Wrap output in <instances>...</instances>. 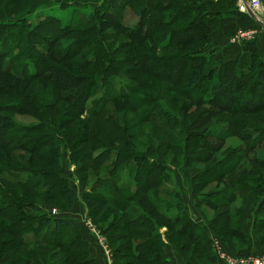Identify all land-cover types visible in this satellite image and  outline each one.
Here are the masks:
<instances>
[{"label":"trees","instance_id":"trees-1","mask_svg":"<svg viewBox=\"0 0 264 264\" xmlns=\"http://www.w3.org/2000/svg\"><path fill=\"white\" fill-rule=\"evenodd\" d=\"M69 1L80 4H92L96 14L94 12L90 13L84 21L86 29L82 27L85 29L82 38L91 43L90 53L93 52V61L84 60V63L79 67L86 68L89 65L92 66L88 72L76 73V75L68 73L67 77L70 82L72 81L73 87L77 88V90L72 91L68 95L65 94L67 98L71 97L73 100L72 105L74 109L66 113L68 117L62 119L61 122L63 125H70L73 122L76 124V128L75 131H71V133L65 132L62 136L67 139L68 144L72 145V149L74 147L77 149V151H73L72 160L82 162L83 166L86 164V161L96 162L101 164L107 174V177L97 178L92 182L93 186H101L100 189L102 190L83 189L81 199L86 203V198L89 197L95 202L93 207L88 204L86 208L89 210L90 217L99 225V228L103 222L106 223V227L100 229L103 230H101L102 233H107V240L113 248L112 252L113 256H115L114 264H170L168 259L163 256L162 250L167 242L171 244L173 242L164 236L166 232L161 231L162 226H166L170 230L176 229V233L184 234L185 236H194L193 239L197 244L194 248L199 249L208 260H216L211 245V235L209 236L205 227L195 222L189 213H187L182 206L180 196L178 197L179 200L175 202V194H178L175 188L173 192H170L173 195V201L162 199L159 196H146V192L150 191V189H153L155 193H164L165 184L170 183L174 179L172 170H176L177 167L160 156L149 154L148 152L152 151L153 146H148L147 153L135 148L131 143L132 141L129 140L128 134L124 136L121 133L120 124L118 125L113 122L110 115H104L107 113L104 107L106 99L102 97L91 98L93 89L97 87L101 79H104L106 73L110 72L109 74L118 75L117 71L111 69L110 65L114 61H120V59L113 56L107 58L105 54V49L107 48L106 41L99 31L102 29L100 27L103 26L102 24H110V22L108 20L98 22L95 17L111 18V22L125 24L123 17L125 11L130 9L137 18H141V21H143L137 27V31H142H139L137 36L140 39H146L153 35L158 37L165 35L167 36L165 39L155 44V47H164L178 41H182L180 43H191L192 41L199 40V36L195 33H183L191 25L196 26L198 32L201 34V38L205 39V37H208L209 32L217 26L220 17L240 13L235 6L237 0H225L222 3L214 2V0L189 3L187 0H183V2L178 3L168 1L157 2L155 4L151 0H101L100 4L99 0ZM97 2L98 4L94 6ZM192 12L193 14H191ZM181 13L182 18L190 17L184 30L175 31V28H172L170 30L159 31L158 27L162 24L173 23L176 19H180L179 15ZM3 25L4 27L16 29L25 27L28 30V42L26 46L30 50L33 66L32 72L29 73V79L40 76V72L43 70V63L48 58L47 55L42 53L48 49H46L45 44L38 41L48 39L53 41L55 34V39L60 40V37L66 35L70 30L80 29L79 26L78 28L77 26H73L69 20L66 23H62V19L55 15H49L46 20L44 19L41 23L34 25L27 23L25 17H19L12 21L6 20L3 22ZM42 32L44 33L39 35ZM51 32L55 34L52 35ZM84 44H86L85 41ZM199 49V52L194 54L180 53L178 51L168 54L158 51L133 53L127 50L124 52V56L128 57L127 59L133 67L136 66L141 71L148 68L161 70L164 67L175 69V84L179 81L177 69H179V62L182 59L183 65L187 66L189 71L191 70L188 84L182 91L186 93L188 90L190 93H193L194 96L190 97L189 105L204 107L197 113V117L207 112L208 116H217L216 122L229 123V119L227 118L229 113L256 112L258 109L264 108V62L255 49L251 52V61L247 70L238 68L233 61L216 60L212 62L214 49ZM87 53H89V50ZM135 59H138V61H135ZM153 59L155 61L154 66L152 65ZM121 60L126 61V58L124 59L123 57ZM119 65L123 66L122 62ZM120 74L123 73L121 72ZM204 79L210 80L211 84H205L203 82ZM100 82L101 87L108 85L106 80ZM199 88L203 93L200 92L196 96L195 92ZM55 89L58 91L59 86L56 85ZM125 90V88L119 90L117 99L127 100L128 96ZM260 97L262 98L260 99ZM67 98L63 97L62 100H68ZM89 99H91L90 106L87 105ZM14 101L10 103L4 101V109L7 107L6 109L9 108L8 110L14 112L26 110V105L22 100L16 97ZM130 102L132 106L136 103L133 109L141 120L153 118V115L157 111V115H161L169 125H176V120L171 110L164 107L158 101L142 96L137 98V101L135 98H132ZM148 103L149 105L147 106ZM35 108L37 109L36 117L38 119L36 124L22 128H16L8 124L10 128L5 132L7 134H14L8 136L3 142L5 146H10V140H15L17 141L15 144L16 149H26L24 147L26 142H37L41 146L46 145V141L50 140L51 145H53L51 149L57 148L60 143V140L55 138L56 135L58 136L56 132L57 128H55L58 118L46 112L41 113L38 106ZM137 108H139L138 111H136ZM82 114L87 115L83 122L79 119ZM118 118L120 120L122 114H119ZM103 119L112 123L114 130L108 131V138L116 143H120L115 147H111L102 141L101 136H95L97 135L96 130L99 128V123ZM234 122H236V125L238 124V129L249 126L243 120L240 121L238 119ZM104 125L102 124L103 127ZM231 125L230 128H233ZM255 130L257 132H254L258 133L261 139L264 138V127ZM21 131L26 133L34 131L33 133L35 134L32 137H24L25 134L16 136ZM38 131L43 132L42 134H36ZM234 131L235 128H233ZM193 134L196 136V133L193 132ZM169 135L172 136V131L169 132ZM248 135L250 136V133ZM73 136L75 137V141L71 140ZM89 136H91L92 145L87 148L89 150H86L84 149L86 147H82L81 145L89 142ZM58 137L61 136L59 135ZM197 142L203 146L205 145L204 141L199 137ZM160 146L161 144L156 145L155 149L158 151ZM29 149L31 151H28L33 153L36 150L34 147ZM52 154H56L55 151L49 155ZM198 156L201 160L206 159L201 153ZM1 171L6 174L7 180L10 183L0 179V217H4L0 220V264H16L20 261V257L21 261H23L22 264H28L29 262L39 264L38 256H32L34 252L27 249L31 246L37 252L43 254L46 253L44 249L49 248L69 255L70 257H62L61 260L63 262L96 264L93 259L88 258V243L82 237L78 227L70 225L62 217H55L39 212L37 210L39 206L36 203L29 204L25 200L24 195L19 194L18 189H15L16 186L12 184L15 182L30 189L50 186V189L45 190V196L48 198L61 197L64 193L67 204L71 208L75 195L73 189L68 185V180L65 176L58 172L56 173L53 169L48 170L43 167L37 169H29L28 167L18 169L10 161L3 162V170ZM129 171L132 172V184L128 187H135L139 191V194L134 192L132 195L124 197L118 194V192L128 187H123L119 183L118 174H124ZM228 172V169L219 166V164H208L205 171H200L195 175L197 178H193L191 191L194 192L193 188L196 184L204 186L203 184L213 182L214 180H211L215 177L216 180L220 179ZM21 176L24 177L22 180L20 179ZM106 180H109V186ZM53 185H58V187L62 188V191L53 189ZM241 187V182L233 183L231 186L217 192H211L201 198L205 203L211 204L209 205L211 209L218 211V215L214 216L212 221H225L226 223L229 221L228 205L234 200L235 194L241 191ZM247 195L243 196L247 197ZM137 196L139 204H137V201L136 203L132 202ZM209 201L216 203H210ZM110 215L112 218L109 220ZM212 221L210 220L211 225ZM242 234L247 236L244 231ZM114 241H118L119 245L115 246ZM184 247L185 244H183ZM175 249L181 253L178 246H175ZM195 249L193 252L191 248L187 251V253H195L194 255L187 256V253H185V263L207 264L206 261L201 260L200 255ZM181 255L184 256L183 252ZM119 258L124 259L120 260Z\"/></svg>","mask_w":264,"mask_h":264},{"label":"rangeland","instance_id":"rangeland-1","mask_svg":"<svg viewBox=\"0 0 264 264\" xmlns=\"http://www.w3.org/2000/svg\"><path fill=\"white\" fill-rule=\"evenodd\" d=\"M168 1L175 3L183 2V0H151L154 4ZM98 2L100 4L101 0ZM94 10L92 4H80L69 0H0V179L8 182L6 174L1 171L3 170V162L8 161L14 167H18V169L27 167L29 169H37L43 167L48 170L53 169L56 173L58 172L65 176L68 180V185L73 189L75 195L74 202L72 203L74 206L72 212L83 216L86 214L87 220H91L99 236L97 237L102 241L108 252L109 260L113 264L115 262V256H113L112 252L113 248L107 240V233H102V229H100L105 228L106 223L103 222L99 228V225L90 217L89 210L86 208L88 204L93 207L95 202L89 197L86 198V203L81 199L83 189L102 190L100 189L101 186H93L92 182L97 178L107 177V174L101 164L86 161V164L83 166L82 162L72 160L73 151H77V149L75 147L72 149V145L68 144L67 139L62 136L65 132L71 133V131H75L76 128V124L73 122L70 125H63L61 122L62 119L68 117L66 113L74 109L72 105L73 100L71 97L67 98V95L77 90V88L73 87L72 81L70 82L67 77L69 74L76 75V73L88 72L92 66L89 65L86 68L79 67L84 63V60L93 61V52L90 53L91 43L82 37L86 29L84 21ZM94 13L96 14V12ZM49 15L60 17L62 23H66L69 20L73 26H77V28L79 26L80 29L70 30L66 35L60 37V40L55 39L56 34L54 31L51 32L52 35L55 34L53 41L49 39L38 41L45 44L46 49H48L42 52L48 58L43 63V70L40 72V76L29 79V73L32 72L33 66L30 50L26 46L28 42V30L25 27L17 29L4 27L3 22L25 17L27 23L34 25L41 23L44 19L46 20ZM179 16L181 17L182 13ZM95 18H97L98 22L101 20H108L110 22V24H102L103 26H100L102 29L99 31L106 41L107 48L105 49V54L107 58L113 56L120 59V61H114L110 65L111 69L116 70L118 75L109 74L110 72L106 73L104 79L100 81L106 80L108 85L101 87L102 85L99 81L97 87L91 93V98L102 97L106 99L104 107L107 113L104 115H110L113 122L121 125H119L121 133L124 136L128 134L129 140L132 141L131 143L135 148L147 153L148 146H153L154 148L151 149V152H148L149 154L160 156L177 167L176 170H172L174 179L170 183L165 184L164 193H155L153 189H150V191L146 192V196H159L162 199L173 201V195L170 192H173L175 188L178 191V194H175V202L179 200L178 197L180 196L182 206L187 213H189L195 222L203 225L208 235H211V238L212 236L216 238L225 249L233 254H247L248 252L245 251V248L251 246L252 240L253 248L257 249L258 253H264V138L261 139L258 133H255L257 132L255 129L264 127V108H260L256 112L229 113L227 118L230 124L216 122L217 116H208L207 112L197 117V113L204 107L189 105L190 97L194 95L188 90L186 93L182 91L188 84L191 72L187 66L183 65L182 59L179 62V69H177L179 81L175 84V69L164 67L161 70L148 68L141 71L140 68L133 67L129 63L128 57L124 56V52L127 50L133 53L158 51L165 54L177 51L194 54L199 52V48V50H206L210 45L209 37H205V39L201 38V34L194 25L184 30L190 17H181L173 23L162 24L158 29L159 31L170 30L172 28H175V31L183 29L185 31H183L184 34L195 33L199 36V40L192 41L193 43H180L182 41H178L164 47H155V44L165 39L167 37L165 35L163 37H160L162 35L159 37L153 35L146 39H140L137 36L139 31L142 32L141 30L137 31V27L143 21H141V18H137L130 9L125 11L123 17L125 24L111 22V18L105 19L101 16ZM242 29L247 28H238L232 31L228 39L231 40L234 34ZM84 41L86 44H84ZM88 50L89 53H87ZM123 57L124 59L126 58V61L121 60ZM135 61H138V59H135ZM120 62H122L123 66L119 65ZM154 63L153 59V66ZM121 72L123 74H120ZM203 82L211 84L210 80L204 79ZM56 85L59 86L58 91L55 89ZM121 88L126 89L127 100L117 99V93ZM208 90L209 88L207 92ZM200 92L202 91L199 88L195 92L196 96ZM142 96L150 97L151 100H156L164 107L170 109L176 120V125H169L161 115H157V111L153 115V118L141 120L133 109L136 103L132 106L130 99L135 98L137 101V98ZM16 97L23 101L26 105V110L14 112L8 110L9 108L6 109L7 107L4 109V101H8V103L15 102ZM63 97H66L68 100H62ZM90 103L91 99L87 101V105L90 106ZM36 106L40 107L41 113L46 112L58 118L55 128H57L56 132L58 136L60 135L61 137L55 136V138L60 140L57 148L51 149L53 145H51L50 140L46 141V145L41 146L37 142H26L24 144L26 149H16L15 144L17 141L15 140H10V146H5L3 142L8 136L14 134H7L5 132L10 128L8 124L16 128H22L38 122ZM138 110L139 108L136 109V111ZM119 114H122L120 120L118 118ZM86 117V114H82L79 119L83 122ZM238 119L245 121L249 126L238 129V124L236 125V122H234ZM102 124H105L104 127ZM230 125L235 128L234 132L233 128H230ZM91 129L93 130V128ZM111 130H114L111 121L103 119L99 123V128L96 130L97 135L95 136H101L102 141L111 147H115L120 143H116L108 138V131ZM170 131H172V136L169 135ZM33 132L26 133L21 131L16 136L25 134L24 137H32L35 134ZM42 132L38 131L36 134H42ZM193 132L196 133V136ZM249 133L250 136L248 135ZM198 137L204 141V146L197 142ZM71 140L75 141V137L73 136ZM85 144L79 145L89 150L87 148L92 145L91 136H89V142ZM158 144H161V146L157 151L155 146ZM32 147L36 148L34 153L30 152L29 148ZM54 151L56 154L49 155ZM200 153L206 158L205 160L200 159L198 156ZM208 164H219V166L228 169L229 172L220 179L216 180L215 177L211 180H214L213 182L209 181L211 183L203 184L204 186L196 184L193 188L194 192H192L191 185L193 184V178H197L195 175L200 171H205ZM131 176V171L118 174L119 183L123 187L130 186L132 184ZM23 178L21 176L20 179L22 180ZM239 182L242 183L241 191L235 194L234 200L228 205L229 221L227 223L225 221H212L214 216L218 215V211L211 209L209 206L211 204L208 202L206 204L201 198L211 192L220 191L223 188L231 186L233 183ZM106 183H108V186L110 185L109 180H106ZM12 184L16 186L15 189H18L19 194L24 195L25 200L29 204L36 203L39 206L37 210L41 213L51 214L49 211L52 213L56 211L57 213L54 214L58 215V212L62 210L67 212L70 209L64 193L61 197L48 198L45 196L44 192L50 189V186L30 189L15 182ZM258 186L259 188L257 189ZM52 188L62 191V188L58 187V185H53ZM134 192L139 194V191L135 187H128L119 190L118 194L126 197L132 195ZM242 194L248 195L244 197ZM135 199L132 202L136 203L137 201V204H139L138 196ZM3 218L0 217V220ZM111 218L112 216L110 215L109 220ZM210 220L212 221V225ZM161 228L166 232L164 236L168 237L174 246H178L181 253L183 252L184 260L188 249L191 248L193 252L194 246H197L196 241L193 239L194 236L176 233V229L170 230L166 226H162ZM109 231L112 232L111 230ZM243 231L247 233V236L242 234ZM113 243L115 246L119 245L118 241H114ZM183 244H185L184 248ZM27 249L34 252L32 256H38L39 264H75V262H63L61 260L62 257H68L69 255L56 249L46 248L44 249L46 252L44 254L37 252L32 246ZM198 250L195 249L200 255L201 260L209 263L204 254ZM192 252L187 253V256L195 254ZM119 259L123 260L124 258ZM22 262L20 257V261L16 264H22ZM28 264L34 263L29 262Z\"/></svg>","mask_w":264,"mask_h":264},{"label":"crops","instance_id":"crops-1","mask_svg":"<svg viewBox=\"0 0 264 264\" xmlns=\"http://www.w3.org/2000/svg\"><path fill=\"white\" fill-rule=\"evenodd\" d=\"M204 0H187L189 3L200 2ZM225 0H214V2H224ZM228 1V0H227ZM240 2V0H238ZM243 1V0H242ZM264 6V0H260ZM249 0H246L248 5ZM244 4V3H243ZM245 5V4H244ZM237 10L240 13L234 15H226L219 18L217 26L208 34L209 37V47L207 49H214L215 53L212 55V62L216 60L222 61H233L236 66L240 69L247 70L251 61V52L253 49L262 58L264 62V31L258 32L251 40H236L230 41L228 39L229 34L237 30L238 28H249L256 23V16L249 14L248 12H243L238 8L237 1L235 3ZM74 206H72L69 211H60L59 214L54 211L52 213L49 211L51 216L62 217L66 222L70 223L72 226L78 227L82 237L88 243V258L93 259L96 264H112L109 257L106 254V249L99 241L97 234L90 230L86 224V214L80 215L79 213L72 212ZM82 214V213H81ZM161 231H164L161 229ZM245 234H247L245 232ZM253 242L251 240V246L245 248L248 253L259 254L258 250L253 248ZM163 256L168 259L170 264H186L184 257L179 253L175 246L169 242L166 243L162 250ZM264 254V253H262ZM214 259L208 260L207 264H218ZM113 262V260H112ZM114 264V262H113Z\"/></svg>","mask_w":264,"mask_h":264},{"label":"built area","instance_id":"built-area-1","mask_svg":"<svg viewBox=\"0 0 264 264\" xmlns=\"http://www.w3.org/2000/svg\"><path fill=\"white\" fill-rule=\"evenodd\" d=\"M241 2L242 4L244 3V1L242 0H240V2L238 1L237 3L238 8L246 13L247 10L245 9L244 6L245 3L243 4L242 7ZM247 6H249V8L251 9L252 15L256 16V21H254L256 24L247 29H242L240 31H237L230 41L251 40L254 38V36L258 34V32L264 31V6L262 5L261 1L249 0ZM87 219L88 218H86L85 220L86 224L88 225L90 230L94 231L97 234L94 224L91 222L90 219H89L90 221ZM100 242L102 244V241ZM211 245L218 264H264V254H254V253L233 254L227 249H225L224 246H222V244H220V242L213 236L211 238ZM106 254L108 256L107 250H106Z\"/></svg>","mask_w":264,"mask_h":264},{"label":"water","instance_id":"water-1","mask_svg":"<svg viewBox=\"0 0 264 264\" xmlns=\"http://www.w3.org/2000/svg\"><path fill=\"white\" fill-rule=\"evenodd\" d=\"M243 1H244V3H245V6H246V10H247V12H248L249 14H252L251 9H250L249 6H247V4H246V0H243Z\"/></svg>","mask_w":264,"mask_h":264},{"label":"bare ground","instance_id":"bare-ground-1","mask_svg":"<svg viewBox=\"0 0 264 264\" xmlns=\"http://www.w3.org/2000/svg\"><path fill=\"white\" fill-rule=\"evenodd\" d=\"M241 6L243 7V4H242V2H241ZM245 6V5H244ZM245 9H246V6H245Z\"/></svg>","mask_w":264,"mask_h":264}]
</instances>
